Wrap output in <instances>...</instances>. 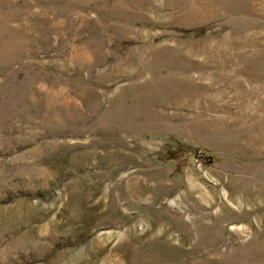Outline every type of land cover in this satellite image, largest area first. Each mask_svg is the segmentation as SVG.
<instances>
[{
	"label": "rangeland",
	"instance_id": "obj_1",
	"mask_svg": "<svg viewBox=\"0 0 264 264\" xmlns=\"http://www.w3.org/2000/svg\"><path fill=\"white\" fill-rule=\"evenodd\" d=\"M0 264H264V0H0Z\"/></svg>",
	"mask_w": 264,
	"mask_h": 264
}]
</instances>
